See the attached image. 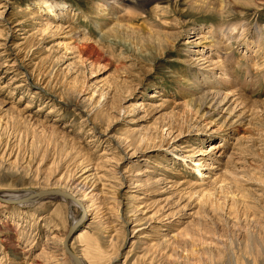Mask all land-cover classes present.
Segmentation results:
<instances>
[{
    "label": "rangeland",
    "instance_id": "obj_1",
    "mask_svg": "<svg viewBox=\"0 0 264 264\" xmlns=\"http://www.w3.org/2000/svg\"><path fill=\"white\" fill-rule=\"evenodd\" d=\"M23 190L92 206L83 264H264V0H0V192ZM71 212L0 202V264H75Z\"/></svg>",
    "mask_w": 264,
    "mask_h": 264
},
{
    "label": "bare ground",
    "instance_id": "obj_2",
    "mask_svg": "<svg viewBox=\"0 0 264 264\" xmlns=\"http://www.w3.org/2000/svg\"><path fill=\"white\" fill-rule=\"evenodd\" d=\"M131 1V0H130ZM109 12H110V9H109V11H108V9H105V10H103V12L100 14V15H102V16H108L109 15ZM111 17V16H110ZM209 38H212V39H214L212 36L211 37H209ZM213 41H215V40H213ZM201 62H199V64L200 63H203L202 61V59L200 60ZM198 65V64H197ZM211 66V65H210ZM220 67V66H219ZM200 70L201 69H204V68H199ZM227 97V96H226ZM230 101V100H229ZM187 146V145H186ZM189 147V146H188ZM186 150V149H185ZM180 151V150H179ZM185 152V151H184ZM27 192H32V191H16V192H13V193H11V192H6V191H4V192H0V198L1 199H4V200H7V201H9V202H15L16 200H18V199H20L21 197H24L26 194H27ZM34 192V191H33ZM63 192H66V193H69L70 195H72L74 198H76L78 201H79V203H81L82 205H84V206H82L83 207V214L85 215L86 214V216H84V218H83V221L85 222V221H87L89 218H90V216H92V209H91V207L92 206H90V205H86L85 203V201H86V199H84V197H77L76 196V194L74 195V194H72V193H70L69 191H67V190H63ZM74 192V191H73ZM45 200H51V201H60V202H65L66 203V205H68V208L69 209H72L73 207H76V208H79L80 206L77 204V203H75L74 201H71V200H68V199H65V198H63V197H60V196H46V197H39V198H37V199H35V200H32V201H30V202H27V203H24V204H21L20 205V207H30V206H32V205H34V204H37V203H39V202H42V201H45ZM1 202V201H0ZM1 203H5V202H1ZM6 204V203H5ZM84 208H85V210H86V212L84 211ZM74 214L71 212V223H70V226H69V229H71L73 226H75L78 222H77V220L78 219H76L74 216H73ZM135 215V214H134ZM92 218V217H91ZM81 220V219H80ZM134 220V219H133ZM132 220V221H133ZM82 221V222H83ZM135 222V221H134ZM133 222V223H134ZM139 224V223H138ZM78 225H80L79 223L77 224V226ZM139 226V225H138ZM69 247H70V244H69ZM78 256V255H77ZM79 257V256H78ZM80 258V257H79Z\"/></svg>",
    "mask_w": 264,
    "mask_h": 264
},
{
    "label": "water",
    "instance_id": "obj_3",
    "mask_svg": "<svg viewBox=\"0 0 264 264\" xmlns=\"http://www.w3.org/2000/svg\"><path fill=\"white\" fill-rule=\"evenodd\" d=\"M46 196H60V197H63L65 199L74 201L75 203H77L83 209L82 204L79 203V201L76 198H74L69 193H66V192H63V191H60V190H47V191L43 190V191L27 192V194L24 197H21L20 199L16 200L15 202H9V201L1 199V198H0V201L1 202H5L7 204L10 203L12 205L19 206L21 204H24V203L30 202L32 200H35V199H37L39 197H46ZM83 218H84V214H82V216L80 218L81 220L79 219L78 223L80 225L83 223L82 222ZM77 224L75 226H73L68 231L67 236H66L65 241H64V249H65L66 254L71 258V260L75 264H83L81 258H79L69 247V244H70V242L72 240V237H73L74 233L76 232V230L80 226V225L77 226Z\"/></svg>",
    "mask_w": 264,
    "mask_h": 264
}]
</instances>
